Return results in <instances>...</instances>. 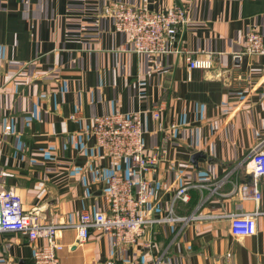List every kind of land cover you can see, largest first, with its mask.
I'll return each instance as SVG.
<instances>
[{
	"label": "crops",
	"instance_id": "obj_1",
	"mask_svg": "<svg viewBox=\"0 0 264 264\" xmlns=\"http://www.w3.org/2000/svg\"><path fill=\"white\" fill-rule=\"evenodd\" d=\"M186 8L177 52L140 54L106 15L114 3ZM262 34V51L243 52L245 33ZM186 54L208 67H188ZM160 107L159 116L152 114ZM139 114L146 153L140 170L107 154L89 133L91 118ZM72 116V117H71ZM0 190H15L44 223L75 224L83 210L107 209V178H147L151 225L129 246L92 230L77 242L60 229L59 264H264V213L256 231L231 234L229 214L264 211L236 187L254 180L249 151L264 148V0H0ZM186 202H172L178 186ZM41 240L35 241L39 244ZM33 242L0 232V264H31Z\"/></svg>",
	"mask_w": 264,
	"mask_h": 264
},
{
	"label": "built area",
	"instance_id": "obj_2",
	"mask_svg": "<svg viewBox=\"0 0 264 264\" xmlns=\"http://www.w3.org/2000/svg\"><path fill=\"white\" fill-rule=\"evenodd\" d=\"M113 29L126 34L128 47L140 54H160L177 52L179 29L186 21V8L173 4L166 10L152 11L143 6L117 2L106 13ZM262 34L256 29L245 33L243 52L257 54L262 51ZM188 67L205 68L208 61L193 58L186 54ZM160 107H154L152 114L159 116ZM72 117V116H71ZM10 133V125L0 129L2 135ZM89 133L95 144L104 152L115 157H127L138 169H146L159 159V153H146L143 145L142 121L137 113L115 110L95 115L91 118ZM250 172L254 176L251 184L243 183L236 187L238 196L257 202L261 192L256 178L264 177V148L258 143L249 151ZM189 186L182 184L175 190L172 202H186L189 199ZM107 209L83 210L75 224L44 223L40 220L37 208L24 210L20 195L15 190H0V232L16 231L24 234L33 242L31 264H59L57 252L64 245L58 238L60 229L73 226L77 242L87 239L92 230L108 233L112 244L117 247L137 243L151 225L176 221L183 217L172 216L169 212L162 217L151 216L152 209L146 204L151 200L153 190L147 178L134 179L118 173L107 178ZM264 211L254 210L248 213H232L230 219L231 234L238 237L252 235L256 231V216ZM41 240L39 244L35 241Z\"/></svg>",
	"mask_w": 264,
	"mask_h": 264
},
{
	"label": "rangeland",
	"instance_id": "obj_3",
	"mask_svg": "<svg viewBox=\"0 0 264 264\" xmlns=\"http://www.w3.org/2000/svg\"><path fill=\"white\" fill-rule=\"evenodd\" d=\"M118 32H121V31H118ZM122 33H124V32H122ZM125 34V33H124ZM126 35V34H125Z\"/></svg>",
	"mask_w": 264,
	"mask_h": 264
}]
</instances>
